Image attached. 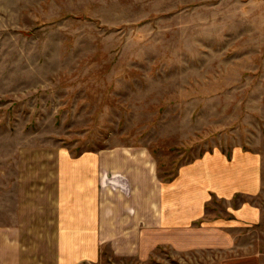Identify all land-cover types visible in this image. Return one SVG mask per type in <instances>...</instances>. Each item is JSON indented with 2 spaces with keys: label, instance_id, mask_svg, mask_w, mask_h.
Here are the masks:
<instances>
[{
  "label": "rangeland",
  "instance_id": "rangeland-1",
  "mask_svg": "<svg viewBox=\"0 0 264 264\" xmlns=\"http://www.w3.org/2000/svg\"><path fill=\"white\" fill-rule=\"evenodd\" d=\"M234 147L258 158V192L233 199L250 219L205 227L227 215L215 199L186 234L154 229L129 250V225L104 232L93 215L69 226L84 264H264V0H0V225L22 214L65 229L63 153L148 157L146 178L95 170L85 192L118 203L132 183L161 193L181 165Z\"/></svg>",
  "mask_w": 264,
  "mask_h": 264
},
{
  "label": "crops",
  "instance_id": "crops-1",
  "mask_svg": "<svg viewBox=\"0 0 264 264\" xmlns=\"http://www.w3.org/2000/svg\"><path fill=\"white\" fill-rule=\"evenodd\" d=\"M126 152L123 150L111 152L104 150L99 153L96 151L71 152V156L63 153L60 173L64 177L58 196L63 197L59 203L60 208H63V217L60 216L59 226L62 225L65 229L58 233L60 229L56 224L59 219L55 218L57 222H55L54 230L44 232L41 229L40 218L31 220V217L26 215H17L15 223L8 222L0 225V264H84L81 256L77 257L79 253L73 250L74 233L70 231L69 226H73L79 220L84 222L85 219L95 222L98 218L92 219L93 215L99 216L104 232L105 223L113 226L119 223L129 225L124 235H126V241L129 239L130 249H128L133 250V238L143 240L144 234L149 231L154 232V229L178 230L176 235L186 234L185 231H180L183 229V224L191 218H194V221L201 220L205 216L203 214L209 213L211 210L209 204H212L215 199L228 205V212L227 215L219 216L210 214L205 225L207 228H219L220 223L223 226L234 225L241 222L240 219H250V215L256 212L244 199L237 203L233 201L244 193L258 192V179L254 173L258 158L255 159V154L245 151L242 147H234L229 152L222 149L208 151L191 162L181 165L174 181L163 184L164 188L161 182L159 185L162 188L161 193L155 191L158 189L152 192L149 186L151 189L145 194L133 195L132 183L131 193L118 194L123 198L117 203L115 190L113 194L105 191L107 187L97 194L89 192L88 185L91 183V178L94 181L97 180L93 174L98 169H106L109 172L130 169L129 175L138 171L145 178L149 175L150 168L145 167L148 157L136 155L133 159L125 155ZM102 153L105 156H102ZM247 153L253 156L251 164L250 155ZM74 159L77 160L74 161ZM136 173L134 175L138 174ZM96 183L98 184V181ZM86 188L89 191L85 192ZM80 194H90V198L77 199L76 196ZM76 204L82 206L80 205V210L74 211L71 207ZM213 204L218 207L216 202ZM133 206L136 207L134 212ZM214 210L213 213H215ZM83 215L89 217L85 218ZM196 222L198 224L200 221ZM201 233L203 234V231ZM167 236L170 235L167 234ZM166 243L171 244V242ZM114 254L117 255L115 250ZM147 255L150 256V251H147Z\"/></svg>",
  "mask_w": 264,
  "mask_h": 264
}]
</instances>
